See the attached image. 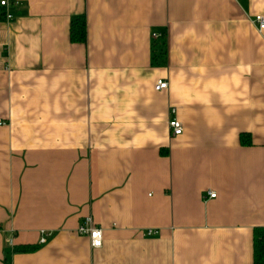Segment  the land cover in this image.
I'll use <instances>...</instances> for the list:
<instances>
[{"label": "crops", "instance_id": "obj_1", "mask_svg": "<svg viewBox=\"0 0 264 264\" xmlns=\"http://www.w3.org/2000/svg\"><path fill=\"white\" fill-rule=\"evenodd\" d=\"M7 2L0 264H252L264 30L250 16L264 0ZM81 14L85 40L71 42ZM85 216L102 229L98 248L75 231Z\"/></svg>", "mask_w": 264, "mask_h": 264}, {"label": "built area", "instance_id": "obj_2", "mask_svg": "<svg viewBox=\"0 0 264 264\" xmlns=\"http://www.w3.org/2000/svg\"><path fill=\"white\" fill-rule=\"evenodd\" d=\"M0 7L4 8L3 17L5 20H9L12 17V14L8 11V2L7 0H0ZM250 22L254 25L255 29L259 32L264 30V15L262 14H254L250 17ZM159 36L158 33L152 32L151 37L157 38ZM166 82L164 80H157L154 86L155 90H159L166 87ZM169 114H171L167 120V127L172 136H177L182 131V126L179 120L174 116V109L169 110ZM206 197H214L215 193L211 190H206ZM76 233L79 235H85L88 238L89 245L92 248H98L101 246L102 242V229L95 225L90 216L83 217L82 221L77 225L75 229ZM146 234H153L155 230L147 229ZM49 236V233L45 231H40L39 235V243H44L46 238ZM6 243L8 245H12V236H8L6 239Z\"/></svg>", "mask_w": 264, "mask_h": 264}, {"label": "trees", "instance_id": "obj_3", "mask_svg": "<svg viewBox=\"0 0 264 264\" xmlns=\"http://www.w3.org/2000/svg\"><path fill=\"white\" fill-rule=\"evenodd\" d=\"M68 31L71 42H84L85 18L82 14L70 20ZM152 62H161V52L152 55ZM252 264H264V226L252 229Z\"/></svg>", "mask_w": 264, "mask_h": 264}, {"label": "rangeland", "instance_id": "obj_4", "mask_svg": "<svg viewBox=\"0 0 264 264\" xmlns=\"http://www.w3.org/2000/svg\"><path fill=\"white\" fill-rule=\"evenodd\" d=\"M262 15H263V14H262ZM251 16H252V15H251ZM251 16H250V17H251ZM253 26H254V25H253ZM254 28H255V27H254Z\"/></svg>", "mask_w": 264, "mask_h": 264}]
</instances>
